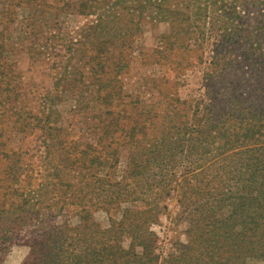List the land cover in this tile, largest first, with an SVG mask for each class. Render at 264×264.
I'll return each mask as SVG.
<instances>
[{
	"label": "trees",
	"instance_id": "trees-1",
	"mask_svg": "<svg viewBox=\"0 0 264 264\" xmlns=\"http://www.w3.org/2000/svg\"><path fill=\"white\" fill-rule=\"evenodd\" d=\"M34 1L19 0L13 6L26 8L31 17L37 10ZM224 1L63 0L60 14H94L96 19L70 46L66 65L53 83L52 91L43 98L45 110L31 119L25 108L19 106L24 92L14 58L18 50L10 45L6 28L0 31V176L7 182L16 181L17 172L24 170L14 163L18 156L11 145L15 133L38 131L44 142L51 145L60 139L63 128L58 104L72 100L76 112H85L91 105L94 108L98 101L107 104L110 94L103 91L110 82L102 74L107 70L116 74L125 59L126 66L130 63L129 58L143 37L144 25L155 27L166 23L169 26V33L164 36L167 44L164 51L168 53L188 50L192 43L203 50L209 44L208 31L213 34L215 29L206 26V19L222 9ZM13 6L8 4V8L0 12V22L7 17L13 20L12 13L8 14ZM227 37L241 46L238 36ZM260 51L261 47L257 46L256 52L263 56ZM78 55L80 58L75 64L73 59ZM85 68L89 72L88 79L83 73ZM88 82L96 89V94L81 97ZM230 83L237 93L236 85ZM166 84L174 87L177 94L167 102V107L172 109L166 111L169 119L163 138L156 139L154 144H145L142 152L139 150L137 144L142 140V145L147 140L146 115L151 109L143 104L141 110L147 109L144 113H148L143 120H133L126 133V147L131 153L139 151L143 157L130 155L126 203H137V206L126 209V225L114 221L109 228H102L94 219V212L109 214L111 201L120 200L118 190L113 187L116 184L110 186V192L105 188L92 190V195L90 191H82L76 198L79 204L88 199V206L81 208L82 223L73 227L68 237L59 228L54 234L52 231L51 235H44L32 246L22 264H246L248 259L264 261V102L258 105L250 102L249 97L243 100L232 94L222 99L227 110L220 113L215 106L196 98L191 102L192 107H187L189 112L185 110L183 114L177 106L187 104L181 99L184 84ZM250 96L257 98L256 93ZM258 97L264 101V97ZM144 113L140 112L138 117ZM113 126L110 122L104 134L109 133V128L111 132ZM139 131L142 137L136 138ZM92 150L88 145L83 151L80 157L83 164L93 165ZM54 172H60L58 167ZM128 178L133 182L141 180L148 186L145 189L148 199L128 187ZM18 192V189L11 192L0 189V251L12 238L18 237L22 228L41 210L30 205V193ZM66 195L64 192V197ZM173 196L179 206V218L187 220V243L177 242L163 255L159 238L150 228L168 211L165 202ZM16 199H21L19 204L14 203ZM125 234L126 247L122 241ZM53 235L54 240H51Z\"/></svg>",
	"mask_w": 264,
	"mask_h": 264
},
{
	"label": "rangeland",
	"instance_id": "rangeland-1",
	"mask_svg": "<svg viewBox=\"0 0 264 264\" xmlns=\"http://www.w3.org/2000/svg\"><path fill=\"white\" fill-rule=\"evenodd\" d=\"M17 1L0 0V12ZM62 1L35 0L37 10L31 13V17L26 8L13 6L11 12L8 11V14L12 13L13 20L9 21L10 17H7L0 22V31L6 28L10 45L18 50L14 58L22 76L24 92L23 106H19L25 108L30 119L43 108L45 110L43 98L52 91L53 83L66 65L70 46L86 33L88 26L96 19L94 14H60ZM223 5L222 9L212 12L206 19V26L215 29L213 34L208 31L209 44L203 50L192 43L188 50L168 53L164 51L167 46L164 36L169 33V26L166 23L155 27L144 25L143 37L131 54L130 63L126 66L125 59L116 74L109 70L102 74L110 82V86L103 91V94H110L107 104L98 101L94 108L91 105L85 112H76L72 100L58 104L63 130L60 139L53 142L54 145L44 142L38 131L14 134L11 145L18 152L14 163L23 166L24 170L17 172L16 181L7 182L0 176V189L30 193V205L34 204L41 210L22 228L20 235L12 238L8 246L0 251V264H22L32 246L48 233L51 235L53 231L54 234L58 228L68 237L72 228L82 223L81 208L86 204L88 206V199L81 204L76 199L82 191H90L91 195L94 189L110 192V186L116 184L113 187L118 190L120 200L115 203L111 201L109 214L94 212V219L102 228H109L114 221L126 225V209L137 206V203H126V171L130 166V155L143 158L139 151L131 153L126 147V133L133 120L145 118L148 112H144L150 107L149 116L146 115L147 140L142 145L141 140L137 146L142 152L145 144H154L156 139L163 138V130L169 119L166 111L172 109L167 107V102L177 94V90L169 88L166 83L184 84L180 90L181 99L187 104L177 106L183 114L187 107H192L191 102L196 98L206 105L215 106L220 113L227 110L222 99L232 94L239 95L243 100L249 97L250 102L258 105L264 102L258 97H264V55L256 52L257 46H260V52L264 54V0H225ZM227 36H238L248 44L241 42L240 46ZM253 41L254 45L250 46ZM253 53L255 55L250 57ZM122 55L126 57V48L122 50ZM79 58L78 55L73 62L76 64ZM83 73L88 79L87 68L83 69ZM230 82L236 85L237 93L229 85ZM92 93L96 94V89L88 82L80 96L88 98ZM254 93L257 98L251 99L250 95ZM141 104L148 108L141 110L144 108ZM140 112L144 114L138 117ZM110 122L114 125L113 129L110 132L109 128V133L104 134ZM138 137H142L141 131ZM88 145L94 149L91 151L95 157L92 166L80 161ZM55 167L60 172H54ZM91 176L93 179L89 180ZM133 181L128 178V187L148 199L145 190L148 186L141 180ZM64 192L67 194L65 197ZM20 200L16 199L14 203L19 204ZM165 203L168 211L150 228L159 238L163 255L173 244L187 243V220L178 216L176 197ZM51 240H54V235ZM122 241L126 247V234ZM246 264H264V261L248 259Z\"/></svg>",
	"mask_w": 264,
	"mask_h": 264
}]
</instances>
